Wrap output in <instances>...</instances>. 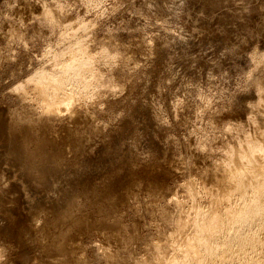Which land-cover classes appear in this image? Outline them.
I'll list each match as a JSON object with an SVG mask.
<instances>
[{
	"label": "rangeland",
	"instance_id": "obj_1",
	"mask_svg": "<svg viewBox=\"0 0 264 264\" xmlns=\"http://www.w3.org/2000/svg\"><path fill=\"white\" fill-rule=\"evenodd\" d=\"M48 80L59 89L43 91ZM0 111L19 145L32 150L51 132L70 148L55 152L62 168L47 175L52 158L40 167L0 142V264H23V253L33 264H137L158 245L177 261V240L198 231L193 210L240 203L235 184L248 167L231 163L263 150L264 0H0ZM110 158L119 164L111 174L128 177L104 196L91 182ZM217 172L234 187L224 198ZM44 214L54 232L41 239L36 222L35 241L29 226ZM20 217L24 244L5 229ZM256 229L247 250L235 241L224 256L202 251L197 264H264V226Z\"/></svg>",
	"mask_w": 264,
	"mask_h": 264
},
{
	"label": "bare ground",
	"instance_id": "obj_2",
	"mask_svg": "<svg viewBox=\"0 0 264 264\" xmlns=\"http://www.w3.org/2000/svg\"><path fill=\"white\" fill-rule=\"evenodd\" d=\"M41 85H42L41 88H42L43 91L44 90L46 91L47 88H52L53 91L59 89V83L56 82L55 80H48L46 83L41 84ZM49 113H50V115H54V116L58 115V111L57 110H50ZM2 114H3V111H0V142H1L2 146H4L5 148L11 147L13 152H16V153L20 152L22 155H29L30 159L33 162H35L38 165H40V167H42L43 165L45 166V163L52 158L51 166L49 165V167L47 168V171L45 169L47 175H51L56 170H58V168H62V166L57 162V160L54 159V155H55L56 151H60V150H62V152L64 154H68L70 152V148L68 146V143H66L65 140H63L62 142L61 141L59 142L58 138L55 136V133L51 134V132H50L49 135H47L42 140H40L38 143H36L35 148L31 150V148H29V145L24 144V142H22L21 145H19V143L17 141L18 139H16L15 135H13V134L17 133V131L15 129H13L12 126H11V124H13V123L10 120H8V117H7V119H3ZM17 123H21L22 124L21 128L27 134L30 133L31 128L35 127V124H33L30 120L25 119V118H22ZM43 124H44V122H43ZM74 131H75V133H78V131H76V130H74ZM71 134H72L71 136H74V132H71ZM85 139H89V137H86ZM83 144L86 145V142L83 141ZM5 148H4V150H5ZM262 149L263 150L258 152V153H247V152L246 153H240V154L235 156V158L233 159V162L231 163L232 167H234V168H239L240 169V168L248 167V169H246L247 171L242 173L243 180H244L243 184H241V182H240L242 180L241 178H240L241 180L239 181L240 183L237 182L235 184L236 185L235 186L236 190H237V187H238L240 189V191H241V193H240L241 202L240 203L237 202L238 204H234L233 206L231 205V207L226 209V211L224 210L225 212L222 213V214H214V215L210 214L209 215L208 214L209 209H207L208 211H206L204 209H201V208H198V207L195 210L192 209L193 211H197L196 212L197 214H196L195 218L192 219L191 224L193 226H195V228H197L198 231L195 234L192 232L193 234L182 235L183 238L181 237V239L177 240V242L178 241L180 242L179 243L180 244L179 245V249H180L179 251L181 253V257L177 261H175L174 259H170V260L166 259V254H164V253L162 254V249L164 251L163 247H165L164 245L163 246H161V245L156 246L155 245L156 247L153 248L154 252L152 253V256H151L153 258H151V260H149V259L145 260V261L141 260L137 264H190V263L192 264V262L197 264L198 262H201L200 260L203 258L202 257V253H201L202 251L206 255L207 254H209V255H217V254H219L220 255L222 253L221 255L224 256L225 254L223 255V253L226 251V249L229 246V244H232V242H235V241L238 242L239 247L241 249L240 250L237 249V250L238 251H242V250H247L248 248L253 246L254 243L259 241L261 237L258 235L256 227L258 228L260 226H264V147ZM3 156H5V155H3ZM102 161H104V160H102ZM104 165L105 166L103 167V169H101L102 170L101 176H103L104 178H99L98 182H94V181L91 182L92 183L91 185L93 187H95V188H102L101 189L102 190V195L106 196V195H109L110 192H113V191L116 190L117 180H119V178L125 180L128 177L127 176L128 173H127V170L124 169V170H121L122 174H120V175L111 174L112 171L115 169V167L119 166V164L113 158H110L108 161H105ZM69 167L72 168V166H66L67 169H69ZM178 167H179L178 164L173 163L171 165H168L167 168H164L163 170H161L159 172L157 171V174H159L160 176H162V178H164V177H166V175L171 174V172L174 171V169H177ZM24 170H25V167L21 168L20 172L24 173L23 172ZM236 170L238 171V169H236ZM217 173H218V176H220V177H217V175H215L214 173L213 174L211 173L210 175H212L211 177L214 180V182L218 183L221 186V187H219V188L222 189L221 191H223L225 189V192L228 194L229 193L228 190H230L229 188H230L231 184H230V186L228 184H226V185L223 184L224 182L226 183V181H224L223 183L221 181L222 180L221 177H224V176H221L223 174L221 173V175H219L220 173L219 172H217ZM151 177H153V175ZM84 181H85V179H84ZM118 182H120V181H118ZM227 182H228V180H227ZM229 182H230V180H229ZM235 182H236V180H235ZM230 183H232V182H230ZM217 187H216V189H217ZM231 187H233V184H232ZM219 188H218V191H219ZM244 188H250V191L252 190L253 195H251V196L249 195L248 196L246 194V190ZM22 189H25V188L22 187ZM233 189H234V187H233ZM223 192H221L220 194L222 195ZM225 192L223 194L224 196L223 197L220 196V197L224 198L225 194H226ZM17 193H18L17 198H16L17 199V203L20 204V203L23 202L22 198H24L25 192L24 191L22 192L23 195L20 194V192H17ZM226 196L229 197L230 195H226ZM228 197H227V199H228ZM64 198L61 197V199L65 200ZM230 200H231V198H230ZM57 210L58 209L56 207H52L50 210L48 209V211L50 213H53V214H54V212H57ZM211 210H213V209H211ZM26 215H28V214H26ZM37 216H38V220L37 221L35 220L33 222V224L31 223L30 226H29V230H31V233L30 232L29 233L32 234V236H33L32 238L35 241H38L37 238L39 236L38 235L39 233L37 232V229H36V226H35L36 222L42 221V225H41V229H40L41 236H42L41 239H44L45 237L47 238L49 235H53V232H54V228H53V226L51 225V222H50V220H51L50 216H48L46 214L37 215ZM58 216H60V215H58ZM183 216H181V217H183ZM186 217L184 216L183 218H186ZM21 218L22 217L17 218L14 221L12 220V223L10 225H7L5 229H6L7 233H10V234L12 233V234L16 235L18 240H20V242L22 244H24V243H26V242H24L25 238L23 239L22 238L23 235L21 234V232H22L21 229H23V228H20L21 227V225H20L21 223L19 224V221H20ZM23 218L25 219V217H23ZM174 219H175V217L173 216V220ZM183 220L184 219H182V221ZM186 223L188 224V222H186ZM173 225H175V223ZM176 225L182 226V225H184V223L183 222L179 223V224L177 223ZM176 227H178V226H176ZM176 227L173 226V228H176ZM179 228H180L179 231H181L182 227H179ZM184 228H185V226L183 227L182 231L184 230ZM180 234H181V232H180ZM177 235H179L178 232H177ZM218 236H221V237L224 236V239L222 238L223 240L220 241V242H216L215 240L213 241L214 237L216 238ZM50 240H52V239L50 238ZM168 244H170V243L169 242L166 243V246ZM66 245H67L66 246L67 247V251L72 254L71 258L74 261H77V262L80 261V256L76 255L77 254V250H75L74 244L72 242H70V243H67ZM52 246H53V244H52ZM49 247H51V246L49 245ZM228 250L231 251V249H228ZM227 253H228V251L226 252V254ZM231 253H233V251ZM53 258L54 257H52V258L48 257V260H49L50 263H53ZM35 260H37V256L30 257L28 254H26V253L24 254L23 253L20 256V261L19 262H22L23 264H33V262ZM247 264H257V263H255V262H247Z\"/></svg>",
	"mask_w": 264,
	"mask_h": 264
}]
</instances>
